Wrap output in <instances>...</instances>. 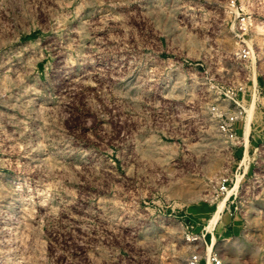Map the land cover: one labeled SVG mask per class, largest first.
<instances>
[{
  "label": "rangeland",
  "instance_id": "374dc122",
  "mask_svg": "<svg viewBox=\"0 0 264 264\" xmlns=\"http://www.w3.org/2000/svg\"><path fill=\"white\" fill-rule=\"evenodd\" d=\"M262 142L264 0H0V264H264Z\"/></svg>",
  "mask_w": 264,
  "mask_h": 264
},
{
  "label": "built area",
  "instance_id": "2783aa9c",
  "mask_svg": "<svg viewBox=\"0 0 264 264\" xmlns=\"http://www.w3.org/2000/svg\"><path fill=\"white\" fill-rule=\"evenodd\" d=\"M244 89V87H243ZM239 88H234L225 93L226 96L221 97L218 102H213L208 106L209 116L216 123L217 129L221 135H223L227 140L231 141L235 145H245V151L243 158L240 160L235 172L232 171L233 176L238 178H244L250 169V163L247 162L248 157V145L246 140V129L247 123H245L244 135L239 133L238 125L242 123L243 119L248 115V108L244 102L243 97L239 96ZM260 91L258 90L257 83L254 82V91L252 92V99L255 103L257 95ZM264 148V142L257 147L256 150L261 152ZM256 174V173H255ZM228 177L221 181L219 188L222 191H226ZM241 180V179H240ZM155 227L158 231H161L162 227L171 228L174 225V220L171 217H162L154 220ZM211 224V222H210ZM210 224L205 225L200 232L195 231V225L192 222H186L184 225L180 226L182 230L183 240L188 244H196V249L189 254L186 262L187 264H200L204 258L201 249L205 251V261L207 264H224L222 257L219 252H216L213 248L215 245V235L214 230L209 228ZM160 225L162 226L161 228ZM156 231V230H155ZM210 235V236H209ZM154 252L157 250L154 248Z\"/></svg>",
  "mask_w": 264,
  "mask_h": 264
},
{
  "label": "bare ground",
  "instance_id": "6f19581e",
  "mask_svg": "<svg viewBox=\"0 0 264 264\" xmlns=\"http://www.w3.org/2000/svg\"><path fill=\"white\" fill-rule=\"evenodd\" d=\"M250 121H251V120H250ZM248 122H249V120H248ZM247 132L249 133V128H247ZM247 132H246V133H247ZM224 200H225V199H224ZM224 200H222V201H224ZM220 206H221V205H220ZM219 212H220V211H219ZM218 216H219V215H218Z\"/></svg>",
  "mask_w": 264,
  "mask_h": 264
}]
</instances>
